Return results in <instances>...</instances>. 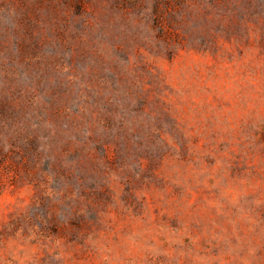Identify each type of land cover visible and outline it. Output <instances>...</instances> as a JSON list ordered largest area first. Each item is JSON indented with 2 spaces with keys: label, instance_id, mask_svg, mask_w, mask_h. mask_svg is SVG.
<instances>
[{
  "label": "rangeland",
  "instance_id": "rangeland-1",
  "mask_svg": "<svg viewBox=\"0 0 264 264\" xmlns=\"http://www.w3.org/2000/svg\"><path fill=\"white\" fill-rule=\"evenodd\" d=\"M0 264H264V0H0Z\"/></svg>",
  "mask_w": 264,
  "mask_h": 264
}]
</instances>
